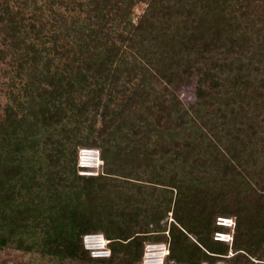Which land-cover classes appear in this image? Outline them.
Returning <instances> with one entry per match:
<instances>
[{"label":"trees","instance_id":"trees-1","mask_svg":"<svg viewBox=\"0 0 264 264\" xmlns=\"http://www.w3.org/2000/svg\"><path fill=\"white\" fill-rule=\"evenodd\" d=\"M139 4L146 10L135 23ZM90 9L94 20L79 31L84 49L68 59L65 73L50 75L53 91L38 119L49 126L74 121L65 139L94 119L87 143L101 148L105 175L79 176L76 156L74 190L66 191L70 178L59 172L25 199L31 184L20 156L33 139L18 137L16 120L0 124V251L26 249L31 233L41 238L42 253L62 260L142 264L147 241H166L167 264H264V175L250 179L242 163L244 136H256L264 123V0H91ZM226 69L232 76L222 79ZM194 77L197 103L186 108L178 90ZM134 174L140 184L128 196L126 219L91 214L98 179L131 182ZM169 214L168 227L162 221ZM219 217L237 219L231 247L214 239L228 228L217 225ZM99 231L110 241L109 258L93 259L83 246L84 235Z\"/></svg>","mask_w":264,"mask_h":264},{"label":"rangeland","instance_id":"rangeland-1","mask_svg":"<svg viewBox=\"0 0 264 264\" xmlns=\"http://www.w3.org/2000/svg\"><path fill=\"white\" fill-rule=\"evenodd\" d=\"M90 2L91 0H0V124L16 120L12 123L18 137L24 138L28 132L33 139L20 156V159L26 162L25 172L28 174L31 184V191L23 193L25 199L34 197L39 183H47L49 176L59 175V172H62V176L65 178H70L63 185L66 191L74 190L73 187L77 183L71 181L73 174L70 173V168L74 165L79 150L89 148L101 152L100 147L90 146L87 143V137L91 136L92 132V129L88 127H91L94 119L82 126V132L77 137L71 135L70 139H65L63 129L72 131L75 125L74 121H66L68 123L65 124L67 126L65 127L64 124H58L55 121L51 122L50 126L44 125L38 119L41 105L53 91L49 84L50 75L52 76L53 72L58 76L59 73H65L66 64L71 63L68 59L73 58V55L77 54L80 49H84V47L78 48V42L80 43L82 38L79 36V31L88 27L94 20ZM89 9L90 12H88ZM145 10L146 4L136 6L132 13L133 22L136 23ZM13 21L20 26V33L16 35L19 38L18 41L11 38L9 28L14 25ZM130 30V26L124 27V31L129 32ZM72 70L70 73L74 72ZM46 73L49 75L48 79L43 77ZM221 76L222 79H225L230 78L232 74L226 69ZM260 77L259 75L258 78ZM198 80V77H194L190 84L183 85L178 90L186 108L197 103ZM152 85L158 92L162 90V86L156 81ZM83 100L85 99L83 98ZM239 103H231L230 108H236ZM217 108H219V104H216L214 111H217ZM51 109L53 112L55 111V108L51 107ZM259 110L260 114L264 109L260 108ZM141 112L140 110L136 111V114L132 113L130 118L133 120L138 118ZM202 112L206 114V111ZM95 122L99 127L100 121ZM221 134L224 138L222 139L223 143L227 144L225 134L223 132ZM92 138H89L88 141ZM180 140L183 141V138ZM243 140L248 145L242 158V163L245 166L244 173L246 170L250 179L258 181V174L264 175V123H259L256 136L247 134ZM78 163L77 158L75 169L78 175L82 176L78 172L80 170ZM97 164L100 167L98 177L101 179L105 175L104 163L98 161ZM186 167L189 168L190 163ZM202 168L204 167L199 166L197 170L199 176L200 173H203ZM182 169V167L179 168L180 173H183ZM138 174L143 176L144 172L138 170ZM131 177L133 178L130 180L131 182L118 177L117 179L110 177L98 179L95 186L98 198L95 202L97 206L94 204L91 209L88 208L92 212L91 214L112 219L119 217L126 219L130 213V210L127 212V208H129L127 205L128 196L137 194L136 187L140 184L137 180L139 176L134 174ZM208 180L211 181V178ZM217 184L220 186L219 180ZM143 197L145 198V196ZM227 200L230 201V199ZM157 201H159L158 197L152 198L151 208L153 205L157 206ZM147 204L145 202V205ZM230 219L234 220V225L231 228L222 229V232L233 237L237 219L236 217H230ZM171 221V214H169L162 224H168L169 227ZM97 233L106 237L103 231ZM40 243L41 238L30 233L28 237L26 236V249L10 245L0 251V264H108L107 262H88L87 260H62L42 253ZM149 243L168 242L147 241L145 245ZM227 244L232 246V242H227ZM167 258L165 264H167ZM217 264L229 263L226 260H220Z\"/></svg>","mask_w":264,"mask_h":264},{"label":"built area","instance_id":"built-area-1","mask_svg":"<svg viewBox=\"0 0 264 264\" xmlns=\"http://www.w3.org/2000/svg\"><path fill=\"white\" fill-rule=\"evenodd\" d=\"M102 161L101 152L96 149L81 148L78 152L79 174L82 176H99L100 167L97 162ZM97 165V166H96ZM219 226L231 228L234 220L230 218L219 217L217 219ZM83 246L89 252L93 259L109 258L112 255L110 241L100 233H89L83 236ZM215 240L223 242H232L233 237L225 232L215 233ZM168 243H149L144 247L142 264H165L166 257L169 256Z\"/></svg>","mask_w":264,"mask_h":264}]
</instances>
